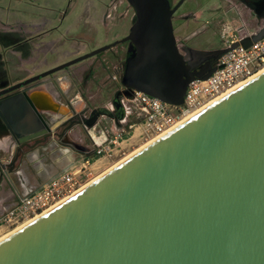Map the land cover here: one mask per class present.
Instances as JSON below:
<instances>
[{
	"label": "water",
	"instance_id": "1",
	"mask_svg": "<svg viewBox=\"0 0 264 264\" xmlns=\"http://www.w3.org/2000/svg\"><path fill=\"white\" fill-rule=\"evenodd\" d=\"M128 2L135 16L124 36L1 87L0 96L19 90L0 97V127L24 137L50 131L42 111L53 109L24 86L125 40L131 52L111 101L116 112L81 109L69 126L88 132L100 115L121 117L118 96L131 89L179 104L191 79L214 70H191L167 0ZM263 35L264 25L240 43ZM235 45L195 53L218 57ZM0 264H264V70L0 238Z\"/></svg>",
	"mask_w": 264,
	"mask_h": 264
},
{
	"label": "rangeland",
	"instance_id": "2",
	"mask_svg": "<svg viewBox=\"0 0 264 264\" xmlns=\"http://www.w3.org/2000/svg\"><path fill=\"white\" fill-rule=\"evenodd\" d=\"M134 16V8L128 0H0V56L4 60L2 61L3 66L0 67V79L4 83L0 85L5 84L7 78L15 79L31 75L36 71H43L120 38L128 31ZM34 32H37L35 36L26 39H23L21 35V33L30 35ZM231 37L229 36V38ZM226 38L228 37L217 40L216 44L218 46L224 45ZM200 42L204 45L213 44L209 34H203L200 37ZM77 49L80 53L69 54ZM124 49V43L118 44L100 54H93L67 65L43 77V79L54 78L56 83L61 85L60 79L65 77L68 80L70 78L72 83L67 91L68 96L81 93L86 101L85 104L89 107L109 105L113 92L121 86L120 75H117V79L112 77V73L115 72L113 68L120 59L111 60L110 58H113V50L121 52L120 55H122ZM101 58L109 61L101 65L99 63ZM59 76L62 78L58 79ZM47 83L48 87L53 89L50 82ZM36 88L43 89L45 84ZM79 101L74 102L76 107L82 104ZM51 102L52 104L49 106L42 107L52 108L54 111H58L60 115L67 113V108L58 100L54 99ZM56 106L58 107L56 108ZM50 112L48 116H53L52 111ZM54 113L59 115L57 112ZM63 117L60 116L59 118ZM101 118V125L112 123L108 117ZM50 121L52 128L59 122L56 119ZM98 129L97 127L95 131ZM69 136L76 141L82 136L86 143H90V138L81 125L70 130ZM155 137V135H151L150 137L138 138L132 135L122 143L123 147L111 157H99L98 159L93 157V160L91 159L86 167L87 174L82 176L81 186ZM13 144L8 133L0 134V145L5 146L4 149L0 147V175L8 172V161L13 153ZM33 150L35 153L28 152L22 159L18 158L13 168L23 167L30 180L36 183H40L51 174L59 172L70 161L80 162L84 156L83 153L73 151L68 146L56 143L54 138L50 139L48 144ZM65 151H68L69 158H67ZM8 175V181L5 182L7 187L4 185V181L2 182L7 192L12 183L17 185L19 183L14 173ZM17 198V196L16 198L10 196L3 199L4 202L0 205L7 206L13 199L16 200ZM29 218L23 221L0 224V237Z\"/></svg>",
	"mask_w": 264,
	"mask_h": 264
},
{
	"label": "built area",
	"instance_id": "3",
	"mask_svg": "<svg viewBox=\"0 0 264 264\" xmlns=\"http://www.w3.org/2000/svg\"><path fill=\"white\" fill-rule=\"evenodd\" d=\"M244 36L233 35L224 40L226 47L234 42L237 45L218 55L214 70L206 78L195 77L187 83L183 101L179 104L169 103L136 89H131L129 94H122L121 117L110 116V125H101L102 118L98 117L94 125L88 127L90 155L84 154L80 162L75 160L68 163L57 174L20 193L10 205H0V224L23 221L44 211L80 186L93 157H111L132 135L139 138L163 133L189 113L264 68V35L248 45L240 43ZM117 75V72L112 73L113 79ZM109 107L113 109L112 104ZM101 116L105 118L106 115ZM97 127L99 129L95 131Z\"/></svg>",
	"mask_w": 264,
	"mask_h": 264
},
{
	"label": "flooded vegetation",
	"instance_id": "4",
	"mask_svg": "<svg viewBox=\"0 0 264 264\" xmlns=\"http://www.w3.org/2000/svg\"><path fill=\"white\" fill-rule=\"evenodd\" d=\"M167 1L170 7L173 9L171 14V20H172L173 34L175 37V43L177 45L179 52L182 54L184 59L190 64V68L194 73H199L201 71H204L209 66H213L217 58L213 54H210L203 58H199L198 53H195L196 50L198 49L215 50L224 47V45L218 46V44H216V41L221 38L223 40V38L233 35L248 36L251 35L253 32L257 31L262 25H264V0H167ZM127 32L121 35V37L124 36ZM35 34H37V32H34L33 34L30 35H25L21 33L23 39H26L30 36H35ZM203 34H209L212 37L213 44L211 45L202 44V42H200V37ZM122 43H124L125 46V49L122 52L123 54L120 55L121 52H117L116 50L115 51L113 50L112 51L113 58H110L111 60L120 59L117 61L115 67L113 68L114 71L117 72L118 75L120 76H121L120 73L123 72L125 66L126 57L131 52L130 50H128V40L118 42L116 44L118 45ZM116 44L112 45L107 49H112L113 47L117 46ZM107 49H104L103 51ZM103 51L98 52L96 54H100ZM2 61L4 60L2 59V56H0V63H1L0 67L3 66ZM108 61H109L108 59L106 60L105 58H101L99 63L103 65L106 64ZM38 72L40 71H36L33 74H36ZM25 77L27 76L15 78V79L7 78V82L3 85H0V88L7 86L11 83H14L18 80H21ZM39 80L40 79H37L36 82H38ZM68 80L69 81L67 83L64 82L62 85H58V83L54 84L52 83L51 79L49 80L53 90H55L57 94L56 100H58V102H60L67 108V113L61 115L58 113V111H54V110H52L53 116H48L49 114H46L45 112L43 113L47 119H56L59 121L50 131L48 130L42 132L41 134L34 135L31 137H24L23 135H19V134L11 135L6 128L0 127V134H3V132L8 133L9 137L14 143L13 153L12 156L10 157V160L8 161L9 167L13 160L15 164L18 158L22 159L28 152L32 151L33 149L48 144L49 140L52 138H54L56 143L58 144L60 143L64 146H68V148H70L73 151H77L85 154V152L91 150L88 148L89 144L83 140L82 136L77 138V141L69 136V131L72 130L75 126H80V124L73 123L71 126H69V124L71 121L74 122L79 119V110L86 108L84 114L87 115L89 113V110L94 106L92 107L87 106L85 104L86 101L81 93L68 96L67 91L72 83L70 78ZM2 83H4V81L0 79V84ZM32 83H35V81ZM46 83L39 82L32 86L30 85L31 83H28L24 86V88L27 92H30L32 95H34L39 89L36 87H39L40 85ZM62 86L64 87L67 86L66 91H64ZM123 88L124 87L121 84V86L116 88V90L119 89L122 90ZM17 90L19 89L8 91L7 93L1 96L12 95L15 92H17ZM115 91L112 94V98ZM122 94L124 93L122 92L118 96L119 102ZM112 98L110 100V104H112L111 103ZM78 100H80L79 102H81L82 104L76 107L74 105V102H77ZM106 106L110 108L109 105ZM57 107L58 106H56V108ZM111 110L113 112H116V108L114 106L113 109ZM54 112H57V114L59 115H55ZM47 113H51V112H47ZM60 116L61 117L64 116V117L60 119L59 118ZM101 117L102 116L100 115L99 118ZM105 117H108V119L110 120V116L106 115ZM11 166L13 170L14 169L13 167L15 165H11Z\"/></svg>",
	"mask_w": 264,
	"mask_h": 264
},
{
	"label": "crops",
	"instance_id": "5",
	"mask_svg": "<svg viewBox=\"0 0 264 264\" xmlns=\"http://www.w3.org/2000/svg\"><path fill=\"white\" fill-rule=\"evenodd\" d=\"M105 23V21H104ZM73 53H69V54H73V55H76L78 53H80V51L78 52V49L75 50V51H72ZM56 63V62H55ZM62 78V76H59L58 79ZM61 80V85L64 83V82H68V80H66V78L64 77V79H60ZM59 80V81H60ZM64 91H66V88L67 86H62ZM46 88V90H45ZM45 88L41 89L39 88L37 90V92L34 94V96L38 99V101L41 103V104H44V106H49V104H52L51 101H54V99H56L57 97V94L55 92V90L51 89L48 87V84H45ZM48 103V104H47ZM110 105V103H109ZM43 113L45 112L46 114H48L47 112H50L48 110H45V111H42ZM1 148H5L4 145H0ZM34 152L35 153V150H32L30 151V153ZM71 162V161H70ZM67 165V164H66ZM65 166V165H64ZM9 173H14L15 174V177L16 179H18V185L16 183H12L11 184V187L9 189V191L7 192L5 190V186L7 187V184L5 182L8 181V174ZM58 173V172H57ZM57 173H54V174H51L49 177L57 174ZM48 177V178H49ZM0 187H1V190H0V203L2 204L4 202L3 199H6L10 196H16L18 197V195L22 192H25V191H28L30 188L38 185L39 183H36V182H32L30 180V177H28V175L25 173L24 171V168L23 167H16V169H13L11 171L8 170V172L6 173H3L2 175H0ZM13 180H15V178H13ZM4 181V182H3ZM16 181V180H15ZM2 182L4 183L5 186H3ZM9 188V186H8ZM15 201V199H13L9 205L11 203H13Z\"/></svg>",
	"mask_w": 264,
	"mask_h": 264
},
{
	"label": "bare ground",
	"instance_id": "6",
	"mask_svg": "<svg viewBox=\"0 0 264 264\" xmlns=\"http://www.w3.org/2000/svg\"><path fill=\"white\" fill-rule=\"evenodd\" d=\"M262 70H264V68L258 70V72H260V71H262ZM258 72H255L253 75H250L249 77H247V78H245L244 80L240 81L239 83H237V85L241 84L242 82H244L245 80H247V79L250 78L251 76H254V75L257 74ZM237 85H235V86H237ZM235 86H233V87H235ZM233 87H231V88H229L228 90L224 91V93H226L227 91L231 90ZM224 93H222V94H224ZM222 94H221V95H222ZM221 95H219V96H221ZM216 98H217V97H216ZM34 100H35V102H36L38 105H40V106H44V104H41V103L38 101V99H37L36 97L34 98ZM212 100H214V99H212ZM212 100H211V101H212ZM211 101H209V102H211ZM209 102H208V103H209ZM208 103H206V104H208ZM206 104H205V105H206ZM203 106H204V105H203ZM203 106H202V107H203ZM200 108H201V107L197 108L196 110H198V109H200ZM196 110H195V111H196ZM195 111H193V112H195ZM193 112L189 113V114L186 115L185 117L189 116V115L192 114ZM185 117H183V118H185ZM183 118H182V119H183ZM176 124H177V123H176ZM160 134H161V133H160ZM160 134L157 133L155 136L157 137V136H159ZM152 135H153V134H152ZM1 142H2V141H1ZM5 142H6V141H5ZM32 153H33V152H32ZM65 154H66L67 158L70 157L68 151H65ZM80 186H81V184H80ZM80 186H79V187H80ZM79 187H78V188H79ZM76 189H77V188H76ZM76 189H74V190H76ZM74 190H73V191H74ZM73 191H71V192H73ZM71 192L65 194L64 196H65V197L68 196ZM64 196H62V197L65 198ZM62 197H61V198H62ZM63 198H62V199H63ZM59 199H60V198H59ZM59 199H58V200H59ZM62 199H60L59 201H61ZM58 200H57V202H59ZM57 202H56V203H57ZM56 203H54V204H56ZM54 204H53V205H54ZM53 205H51V206H53ZM51 206H50V207H51ZM50 207H48V208H50ZM48 208H47V209H48ZM45 210H46V209H45ZM42 212H43V211H42ZM40 213H41V212H37V214L35 213V216L38 215V214H40ZM35 216L30 217L29 219H27L26 221H24L23 223H21L19 226H21V225L24 224L25 222L29 221L30 219L34 218ZM19 226L15 227L14 229L18 228ZM14 229H13V230H14ZM13 230H11V231H13ZM11 231H10V232H11ZM10 232H8V233H10ZM8 233H6L5 235H7ZM5 235H3V236H5ZM3 236H1L0 238H2Z\"/></svg>",
	"mask_w": 264,
	"mask_h": 264
}]
</instances>
